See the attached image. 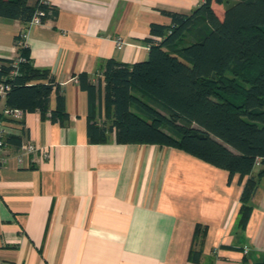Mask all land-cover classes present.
I'll return each instance as SVG.
<instances>
[{
  "label": "crops",
  "instance_id": "crops-1",
  "mask_svg": "<svg viewBox=\"0 0 264 264\" xmlns=\"http://www.w3.org/2000/svg\"><path fill=\"white\" fill-rule=\"evenodd\" d=\"M53 1L56 15L29 28L27 45L33 64L61 84L69 120L61 125L27 112L23 125L5 123L6 133L21 134L24 127L23 143L47 147L50 155L13 144L1 151L0 264L264 260V176L241 230L238 175L230 180L226 169L177 147L121 143L114 132L108 141L92 143L87 134L88 94L78 74L88 73L95 83L102 79L104 90L110 59H147L151 24L170 25L167 11L189 13L203 0ZM24 26L0 16V58L18 56L16 37ZM4 106L3 98L0 111ZM55 106L53 92L51 110ZM197 227L203 234L196 241L203 250L198 263L190 260Z\"/></svg>",
  "mask_w": 264,
  "mask_h": 264
},
{
  "label": "trees",
  "instance_id": "trees-1",
  "mask_svg": "<svg viewBox=\"0 0 264 264\" xmlns=\"http://www.w3.org/2000/svg\"><path fill=\"white\" fill-rule=\"evenodd\" d=\"M38 10L45 12L43 20L57 13H49L41 0H0V16L24 24ZM166 13L170 25L150 26L147 59L107 62L104 90L102 79L95 83L88 73L78 74L88 94V138L106 142L114 132L121 143L173 146L226 169L230 180L238 175L243 188L236 228L245 229L264 176V0H203L189 13ZM19 40L20 34L16 44L23 60L17 66L15 58H0V81L11 85L0 121L23 125V118L4 112L20 109L66 124L61 84L50 70L33 64L28 46ZM53 92L56 106L51 110ZM24 134V127L21 134L6 133V145L21 147ZM201 234L197 227L190 252L196 263L203 252L196 247Z\"/></svg>",
  "mask_w": 264,
  "mask_h": 264
},
{
  "label": "built area",
  "instance_id": "built-area-1",
  "mask_svg": "<svg viewBox=\"0 0 264 264\" xmlns=\"http://www.w3.org/2000/svg\"><path fill=\"white\" fill-rule=\"evenodd\" d=\"M41 1L49 7V13H51L55 9V4L53 0H41ZM43 15H45V12L42 10H38L33 15L31 20L27 24H25L23 30L19 33L20 34V40L18 41L19 45L28 46L27 39L29 36V32H28L29 28L35 24H42L44 22L43 17H42ZM117 43L121 45L120 41H117ZM14 58H15L14 66H17L18 62L23 60V58L20 56H16ZM10 88H11V85L9 83L0 81V97L2 98L6 97V94L8 93ZM4 112L16 119L22 118L24 114L23 111L20 109H14V110L5 109ZM5 134H6L5 124L4 122L0 121V154L3 148L6 146ZM21 149L22 151H26V152L41 151L44 157H49L50 155V150L47 147H40L33 142L23 143L21 146ZM0 161H1V156H0ZM257 164H259V161L257 162Z\"/></svg>",
  "mask_w": 264,
  "mask_h": 264
},
{
  "label": "rangeland",
  "instance_id": "rangeland-1",
  "mask_svg": "<svg viewBox=\"0 0 264 264\" xmlns=\"http://www.w3.org/2000/svg\"><path fill=\"white\" fill-rule=\"evenodd\" d=\"M230 75V74H229Z\"/></svg>",
  "mask_w": 264,
  "mask_h": 264
}]
</instances>
